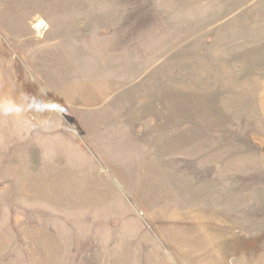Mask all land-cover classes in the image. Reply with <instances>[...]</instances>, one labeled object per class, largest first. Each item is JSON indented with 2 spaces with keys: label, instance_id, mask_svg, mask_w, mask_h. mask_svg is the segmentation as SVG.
<instances>
[{
  "label": "rangeland",
  "instance_id": "obj_1",
  "mask_svg": "<svg viewBox=\"0 0 264 264\" xmlns=\"http://www.w3.org/2000/svg\"><path fill=\"white\" fill-rule=\"evenodd\" d=\"M0 264H264V0H0Z\"/></svg>",
  "mask_w": 264,
  "mask_h": 264
},
{
  "label": "bare ground",
  "instance_id": "obj_2",
  "mask_svg": "<svg viewBox=\"0 0 264 264\" xmlns=\"http://www.w3.org/2000/svg\"><path fill=\"white\" fill-rule=\"evenodd\" d=\"M41 24H42V26H44L43 23H41Z\"/></svg>",
  "mask_w": 264,
  "mask_h": 264
}]
</instances>
